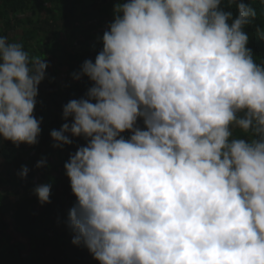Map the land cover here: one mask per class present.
Here are the masks:
<instances>
[{
	"label": "clouds",
	"instance_id": "obj_1",
	"mask_svg": "<svg viewBox=\"0 0 264 264\" xmlns=\"http://www.w3.org/2000/svg\"><path fill=\"white\" fill-rule=\"evenodd\" d=\"M256 15L242 0L114 4L102 49L73 74L92 86L49 134L56 148L86 141L64 164L67 227L98 264H264V61L245 31ZM47 67L0 36V143H38ZM32 194L50 203L51 183Z\"/></svg>",
	"mask_w": 264,
	"mask_h": 264
},
{
	"label": "trees",
	"instance_id": "obj_2",
	"mask_svg": "<svg viewBox=\"0 0 264 264\" xmlns=\"http://www.w3.org/2000/svg\"><path fill=\"white\" fill-rule=\"evenodd\" d=\"M228 2L223 0L225 5ZM242 2L250 3L256 10V17L245 31L250 35L248 47L252 49L254 58L257 62L264 61V38L260 35L264 31V0ZM116 3L117 0H0V36L22 42L35 57L49 61L53 56L57 60L54 66L47 63L45 79L38 86L34 109V115L42 117L38 143L16 147L6 142V150L10 153L7 156L8 173L7 180L1 182V185L7 183L12 186L15 192L16 200L9 209L12 211L13 227L29 240L33 254L22 257L20 244H9L12 239L7 240L8 235L2 233L0 264H44L48 251L53 260L48 264H84L88 251L71 243L72 233L67 227L68 212L75 203V197L64 164L69 154H74L86 141L76 137L70 145L56 148L49 134L53 129L59 130L63 123L71 122L70 119H62L63 106L69 100L83 97L92 86L87 78L76 80L73 74L79 72L86 59L94 61L102 49L98 37H102L106 26L112 21ZM231 10L235 11L234 3ZM44 11L48 13L44 15ZM19 28L24 30L20 38L14 36ZM61 51H64V55H60ZM60 75L65 77L62 84L58 82ZM138 124L142 127V121H138ZM121 135L127 139L130 133ZM4 146L5 142L0 143V147ZM57 149L59 160H55L54 155ZM42 158L46 160L47 167L38 169L36 164ZM21 166L28 169L27 177L23 180L18 176ZM41 183H51L50 203L43 205L32 194V189ZM2 201H6V198L0 197V204ZM3 209L1 204L2 215L5 214ZM72 247L76 249L77 256L69 258ZM63 254L65 257L62 259ZM95 264L98 262L95 261Z\"/></svg>",
	"mask_w": 264,
	"mask_h": 264
},
{
	"label": "crops",
	"instance_id": "obj_3",
	"mask_svg": "<svg viewBox=\"0 0 264 264\" xmlns=\"http://www.w3.org/2000/svg\"><path fill=\"white\" fill-rule=\"evenodd\" d=\"M6 146H7V143L5 142L4 148L0 147V197L6 198V201H2L1 203L4 206L3 210L5 214L4 215L0 214V232H1L0 240L4 239V236L2 235V233H6L11 238H9L8 236L6 238V235H5V238L7 240L12 239L11 242H9V244L11 245L20 244L21 246L20 251L22 253V257H25V256L27 257L29 255H27L24 252V249L29 246V240L27 238H24L22 235H20L14 230L13 220H12V211L11 212L9 211V209L12 208V205L14 204L16 200V196H14L15 192L12 191V186L7 185V183H5L4 185H1V182L3 180H7V173H8L7 156L10 153H8V151L6 150ZM54 155H55V160L60 159L59 155L57 156L56 154ZM7 263L8 262H6V264Z\"/></svg>",
	"mask_w": 264,
	"mask_h": 264
},
{
	"label": "rangeland",
	"instance_id": "obj_4",
	"mask_svg": "<svg viewBox=\"0 0 264 264\" xmlns=\"http://www.w3.org/2000/svg\"><path fill=\"white\" fill-rule=\"evenodd\" d=\"M46 13H48V11H44V15H46ZM23 28H19L18 30H17V32H16V35H14L15 37L16 36H18V38H20L22 35H23ZM13 36V37H14ZM12 37V38H13ZM14 37V38H15ZM60 55H64V51H61L60 52ZM46 63H50L52 66H54V65H56L57 64V60H56V58L55 57H53L52 56V58H51V60H49V61H47L46 60ZM62 79H65V77H63V76H59V78H58V82L60 83V84H62V83H64L63 81L64 80H62ZM57 91H58V88H57ZM58 155V149H57V152H56V156ZM58 160V159H57ZM52 235H54L53 233H52ZM70 247H71V244H70ZM73 248V247H72ZM24 252L27 254V255H32L33 254V250H32V248H31V246H30V244H29V246L28 247H26L25 249H24ZM50 253V251H48L47 253H46V261H45V263L44 264H48V263H51V262H53V260H52V256L49 254ZM87 254V257L85 258V261H84V264H95V260L92 258V256L89 254V252H87L86 253ZM25 256V255H24ZM77 255H76V249H72L71 250V255H70V257L69 258H74V257H76ZM26 257V256H25ZM65 256H64V254H63V256H62V259L64 258ZM3 264H5V262L3 263ZM8 264V263H7Z\"/></svg>",
	"mask_w": 264,
	"mask_h": 264
}]
</instances>
